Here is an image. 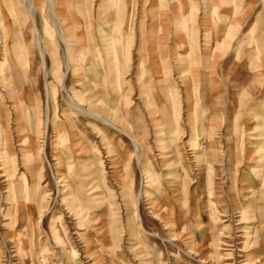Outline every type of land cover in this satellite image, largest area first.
Instances as JSON below:
<instances>
[{"label": "rangeland", "instance_id": "obj_1", "mask_svg": "<svg viewBox=\"0 0 264 264\" xmlns=\"http://www.w3.org/2000/svg\"><path fill=\"white\" fill-rule=\"evenodd\" d=\"M28 5L0 0V264H245L247 239L264 264V0Z\"/></svg>", "mask_w": 264, "mask_h": 264}, {"label": "bare ground", "instance_id": "obj_2", "mask_svg": "<svg viewBox=\"0 0 264 264\" xmlns=\"http://www.w3.org/2000/svg\"><path fill=\"white\" fill-rule=\"evenodd\" d=\"M24 2L26 3V2H29V5H28V11H29V13H30V15H31V17H33V9H34V7H35V5H34V3H35V0H24ZM52 5H53V3H51V7H52ZM53 14H54V16H55V18H56V20H58V21H61L60 20V18H58L57 16H56V13L53 11L52 12V16H53ZM63 26V25H62ZM58 27V26H57ZM66 31V30H65ZM68 33V32H67ZM41 35V34H40ZM35 37L37 38V41H39L38 42V46H39V48L42 50V53L44 52L43 51V44H40V41L42 40V38L38 35V34H36L35 35ZM64 37H65V35H64ZM41 38V39H40ZM65 41V40H64ZM43 43V42H42ZM67 65H69V67H70V61H69V58H67ZM0 76H1V74H0ZM72 104H73V106H75V107H77V108H81V106H80V104L78 103V102H72ZM72 106V107H73ZM84 111V110H83ZM85 112V111H84ZM88 112V111H87ZM86 112V113H87ZM90 113V112H89ZM88 113V114H89ZM58 113H57V111L55 112V118H56V120H55V123H56V121H57V119L59 118V115H57ZM91 114V113H90ZM92 115H96L97 116V114H93V112H92ZM48 116V115H47ZM103 116V115H102ZM48 118V117H47ZM96 118V117H95ZM99 117H97V119H98ZM102 118V121L104 120L105 121V124L106 125H108L109 127H116L117 128V123L114 121V120H112V119H110V118H107V117H105V116H103V117H101ZM101 120V119H100ZM103 121V122H104ZM119 128V127H118ZM117 128V129H118ZM121 129V128H120ZM121 131V130H120ZM135 142V141H134ZM58 158H60V157H58ZM196 202V208L199 210V214H198V216L196 217V218H194L192 221H191V223H192V225H191V227H193V229L195 230V228L197 227L198 229H204L203 227V223H200L201 222V216H203V213H204V207H202L203 206V202H200V200H196L195 201ZM155 205V204H154ZM192 202L189 204V212H191V210H192ZM200 208H202V209H200ZM188 212V211H187ZM212 214V213H211ZM213 217V216H212ZM214 218H215V216H214ZM245 229H246V226H245ZM248 234V233H247ZM255 239H257V238H255ZM248 241V239L245 241V245H244V247L246 248H244L243 249V251L244 252H246V256H248V258L250 259V260H248V261H246V263L245 264H253V263H251V262H253V261H255V259H256V255L253 253V250H251V248H249V243L247 242ZM94 261V260H93Z\"/></svg>", "mask_w": 264, "mask_h": 264}]
</instances>
